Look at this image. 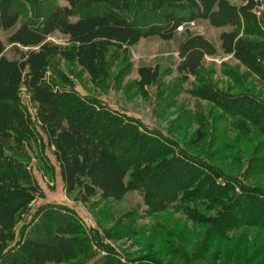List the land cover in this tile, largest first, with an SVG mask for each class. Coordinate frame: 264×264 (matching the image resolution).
<instances>
[{"label": "trees", "instance_id": "trees-1", "mask_svg": "<svg viewBox=\"0 0 264 264\" xmlns=\"http://www.w3.org/2000/svg\"><path fill=\"white\" fill-rule=\"evenodd\" d=\"M56 1L0 0V25L5 30L13 28L21 13L30 5L29 16L24 18L21 27L9 41L24 47H39L38 50L28 51H21L16 47L21 61L9 60L3 55L6 47L0 40L2 264H88L95 256L90 255L93 246L90 245L89 237L72 217L69 227L66 225L64 230L56 233L51 230L28 237L21 240L16 248L8 249L9 243L16 240L15 228L21 222L22 216L29 212L36 192L35 187L30 184L26 168L19 163L26 156L23 151L26 142H30L36 133L35 127L31 125L32 115L21 103L22 85H26L32 101L39 106L38 116L43 125L40 128L47 134L49 144L55 148L54 155L69 194L80 191L85 200L100 196V201H104L121 198L126 189L130 188L144 193L153 214L169 211L180 214L179 220L174 221L170 217L159 222L160 235L153 234L157 247L148 256L142 255L134 259L135 261L130 260L131 264H183L186 259V264H195L208 253L214 240L224 237L226 231L240 225L264 228V213H260L261 207H264V189L246 185L245 174L226 172L220 165L228 157V152L233 154V159L235 156V160H241V146L237 142H231L226 147L219 146V143L211 141L213 131L207 130L208 126L205 129L201 127L189 135L187 141L180 138V143L184 145L180 149L183 156H177L171 146L161 145L157 140L149 138V134L138 132L136 125L132 126L135 124L132 120L117 119L110 111H97L99 104H84L69 92H62L54 81H47L52 59L60 56L66 62L78 64L88 71L92 82L97 86L105 85L111 75L112 63L110 64L109 59L114 54L110 57L111 49L123 45L133 46L141 39L154 35L171 38L184 20L183 16H176L172 11L185 12L202 7L205 15L212 21L221 19L223 23L230 21L237 24L238 15L250 17L248 9L253 8V1H250L248 8L245 6L240 10L231 7L226 0H65L69 7H61ZM216 4L218 10L214 12ZM98 5L105 6L107 10L100 14H84L82 18L72 22L77 10ZM139 14L149 15L150 17L142 21L153 23L148 27H145L147 24L138 26L136 17ZM55 32L69 36L71 46L63 48L45 42ZM231 34L227 36L232 42L236 33ZM192 43L194 44L190 45ZM188 44L184 52L190 53L187 56L188 62L183 67L197 75L198 85L201 86L195 88L191 94L198 97L201 94L207 97L204 100L223 106L225 115L221 113L217 117L222 120L224 132L229 128V118L226 117H235L233 125L237 130V137L248 142L250 146L257 142L255 146L258 145L261 150L250 154L255 163L259 158L262 162L264 143L257 140V137H264L262 94L256 93V87L249 90L245 87L244 77L233 73H229V76L234 78L235 87H231L228 92L215 91L207 86L202 82L205 71L203 55L211 53L210 45L203 39H195ZM190 46L193 47L192 51H189ZM226 48L233 51L236 58L249 68L264 72V42L238 40L235 51L232 44ZM131 66L130 63L129 69ZM26 70L28 73L24 75ZM139 72L141 80L137 83L138 88L145 89L156 83V70L142 67ZM62 78L63 81L67 80L63 75ZM235 88L239 92L236 93ZM185 115L190 121L191 113L186 112ZM179 121H175V124L182 126L180 130L185 129L186 132L187 126ZM172 127H175L174 122ZM143 138L146 141L140 146L139 141ZM127 139L130 148L145 150L146 162L129 163L131 158L127 156L128 151H123L120 147ZM168 142L173 144L172 138H168ZM134 143L137 145L134 146ZM176 145L179 146L177 143ZM201 152L205 157L199 155ZM257 152L261 157H255ZM129 169L133 170L129 175L130 182L126 185ZM106 207L111 211L108 202ZM252 208L259 212L257 218L247 215L248 209ZM178 221L193 226L192 235L199 237L191 254L185 250L186 245L192 246L188 239V229L186 232ZM134 224L121 219L111 228L102 225L105 233L102 240L124 238L134 232ZM164 231L166 233L163 235L161 232ZM97 236L101 237L100 234ZM112 260L104 257L102 261L94 264H114L111 263Z\"/></svg>", "mask_w": 264, "mask_h": 264}, {"label": "rangeland", "instance_id": "rangeland-1", "mask_svg": "<svg viewBox=\"0 0 264 264\" xmlns=\"http://www.w3.org/2000/svg\"><path fill=\"white\" fill-rule=\"evenodd\" d=\"M226 1L237 10L245 6L248 8L250 1H253V8L248 9L250 17L245 18V16L238 15V20H235L237 24H233L230 21L223 23L221 19L212 21L209 16L205 15L202 7L185 12L172 11L176 16H183L184 20L175 29L171 38L166 39L164 36L162 38L159 35H154L141 39L133 46L123 45L111 49L110 57L114 53L109 59L110 64L112 63L111 75L105 85L97 86L92 82L88 71L78 64L66 62L60 56L52 59L47 73V81H54L57 83L56 86L58 85L62 89V92H69L72 94L71 96L81 100L84 104L91 102L99 104L96 108L97 111H110L117 119L132 120L135 123L132 126L136 125L138 132L149 134V138L157 140L161 145L171 146L175 149L174 152L177 156H183L180 149H183L184 145L182 142L180 143V138L187 141V137L195 130L201 127L205 129L208 126L207 130L213 131L211 133L213 143H219V146L226 147L231 142H237L241 146V154L239 153L241 160H235V156L233 159V154L230 155L228 152V157L220 164L222 169L237 175L245 174L246 185L264 189V160L261 162L262 159L259 158L255 163V159H252L250 154L261 150V148L258 145L255 146L257 142L250 146L248 142L237 137V130L233 125L235 117H226L229 118V128L224 132L222 120L217 117L225 111L223 106L217 102L211 103L204 100L203 98L207 97L201 94L199 97L191 94L195 88L200 86L198 77L183 67L184 63L188 62L187 56L190 53L184 52L188 43L195 39H203L210 45L211 53L203 55L206 73L203 72L202 82L215 91L225 90L228 92L231 87H235L234 78L229 75L237 74V76L244 77L245 87L247 86L249 90H252L251 87H256V93L262 94V98H264V85H262L264 72L249 68L236 58L233 51L230 52L226 48L232 44L235 51L238 40L264 42V0ZM56 3L61 7H69V3L65 0H57ZM106 10L107 8L103 5L92 8L84 7L77 10L72 22L82 18L84 14H100ZM217 10L218 5L216 4L213 11L217 12ZM29 11L31 8L30 5H27L26 10L21 13L18 23L9 30L3 29L0 25V40L6 47L3 55L9 60L21 61V56L15 50L16 47L21 51L39 49V47L32 48L12 44L9 41L21 27L24 18L29 16ZM146 17L150 16L139 14L136 17L137 25L143 27L144 24H147L145 27L150 26L152 21H142ZM160 20L159 23H162ZM181 26L183 29L179 30ZM231 33H236L232 42L227 36ZM45 42L63 48L71 46L70 37L59 32L50 34ZM192 50L193 47L190 46L189 51ZM130 63L132 64L131 69H129ZM262 65L264 66V62ZM142 67H151L158 74L156 83L145 89L138 88L137 85L141 80L139 70ZM27 73L28 70L24 72V75ZM62 75L66 77V81H63ZM235 92H239V89L235 88ZM20 96L23 108L32 115L33 124L31 125L35 127L36 133L30 142H26L25 149H23L26 156L24 160H19V163L26 168L30 184L35 187L36 192L29 212L22 216L21 222L15 228L16 240L9 243L8 249L16 248L21 240L28 237H35L37 234L41 235L51 230L53 233L62 231L66 225L69 227L72 217L79 223L82 232L89 237L90 245L93 246L90 255L95 254V256L88 264L100 262L104 257L113 259L111 263L114 264H131L130 260L151 254L154 247H157V240L153 234L160 235L159 222L170 217L174 221L179 220L178 215L180 214L171 213L172 211L153 214V209L148 204L144 193L130 188L126 189L127 191L121 198H110L104 201H100V196L85 200L80 191L69 194L62 178L60 165L54 155L55 148L49 144L47 134L40 128L43 125L38 116L39 106L32 101L26 85H22ZM186 112L191 113L190 121L185 115ZM177 120L187 126L186 132L185 129L180 130L182 126L178 125V127L175 124ZM173 122L175 127H172ZM168 138H172L173 144L168 142ZM257 140L264 143L263 136L257 137ZM145 141V138L140 139L139 145H143ZM135 145L137 144L134 143ZM120 147L121 150L128 151L127 156L131 158L129 163L146 162L145 150L139 151L138 147L130 148L128 139ZM199 155L204 156L202 152ZM260 155L257 152L255 157H261ZM251 163L255 164L249 166ZM132 170L129 169V174L125 179L126 185L130 182L129 175ZM221 181L223 182L222 179H220ZM107 202L109 207L111 205V211L106 207ZM177 212L180 213V211ZM257 213H259L257 209L254 211L253 208L247 211V215L252 218H257ZM260 213H264V207H261ZM121 219L123 222H134L136 224H134V232L121 239L116 237L112 240H106V238L102 240L105 236L102 225L111 228ZM178 222L186 232L188 229V239L192 246L186 245L185 250L191 254L194 252L199 237L192 235L193 226L186 225L183 221ZM197 232L200 231L197 230ZM161 233L164 235L166 232ZM98 234L101 235L100 238L97 236ZM186 262H188L187 259L183 261V264ZM0 264H2L1 259ZM63 264H73V262ZM195 264H264V228L240 225L226 231L224 237L214 240L208 253Z\"/></svg>", "mask_w": 264, "mask_h": 264}, {"label": "built area", "instance_id": "built-area-1", "mask_svg": "<svg viewBox=\"0 0 264 264\" xmlns=\"http://www.w3.org/2000/svg\"><path fill=\"white\" fill-rule=\"evenodd\" d=\"M192 24L194 25V23H192ZM180 29L182 30V29H183V27H182V26H181V27H179V30H180Z\"/></svg>", "mask_w": 264, "mask_h": 264}]
</instances>
